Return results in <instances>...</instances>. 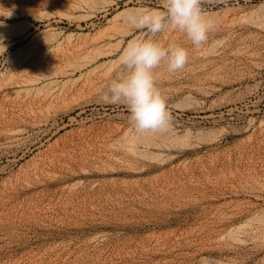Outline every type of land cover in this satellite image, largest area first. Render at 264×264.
Segmentation results:
<instances>
[{
    "label": "rangeland",
    "instance_id": "rangeland-1",
    "mask_svg": "<svg viewBox=\"0 0 264 264\" xmlns=\"http://www.w3.org/2000/svg\"><path fill=\"white\" fill-rule=\"evenodd\" d=\"M141 8L162 0H0V264H264V0H201L199 49L154 37L190 58L154 70L172 119L134 154L100 97Z\"/></svg>",
    "mask_w": 264,
    "mask_h": 264
},
{
    "label": "clouds",
    "instance_id": "clouds-1",
    "mask_svg": "<svg viewBox=\"0 0 264 264\" xmlns=\"http://www.w3.org/2000/svg\"><path fill=\"white\" fill-rule=\"evenodd\" d=\"M162 9H137L127 18L133 29L144 31L148 38L128 41L118 57L123 70L114 75L100 97L105 104H124L129 124L138 134L161 131L171 123L166 102L156 87L154 70L166 62L168 72L175 74L190 58L185 47L177 43L163 46L154 37L167 29L179 31L199 49L215 27L202 10L201 0H162ZM6 50L0 40V54Z\"/></svg>",
    "mask_w": 264,
    "mask_h": 264
},
{
    "label": "bare ground",
    "instance_id": "bare-ground-1",
    "mask_svg": "<svg viewBox=\"0 0 264 264\" xmlns=\"http://www.w3.org/2000/svg\"><path fill=\"white\" fill-rule=\"evenodd\" d=\"M259 24V23H258ZM263 27H264V25H263ZM114 36V35H113ZM121 45V42L119 43V45H118V48H119V46ZM51 50V49H50ZM35 51V50H34ZM110 52V51H109ZM42 56V55H41ZM96 58L98 57V55H94ZM93 56V57H94ZM93 57H92V60H93ZM94 57V58H95ZM90 58V57H89ZM88 58V59H89ZM115 126V125H114ZM116 127V126H115ZM120 127H121V125H120ZM118 128L119 127H117V131H119L118 130ZM114 130V129H113ZM127 132V131H126ZM159 132V131H158ZM154 132H147V133H144V134H140V135H137L136 133H133V134H130V131H128L127 133H126V136H127V140H128V142H129V148H130V151H132L134 154H143V149L139 146V143H142V147H145V148H149V147H152V146H159L160 145V143L159 142H156V140H154L155 138H157V136H159L160 137V139L161 138H164V135H163V132H159V133H155V134H153ZM145 134H149L148 135V137H146V138H143L144 137V135ZM127 140H125L126 142H127ZM146 150H144V152H145ZM150 152V151H149ZM150 154V156L151 155H153L152 154V151L149 153ZM0 155H4L3 153H1L0 152ZM144 155H145V153H144ZM146 156H148V152H147V154H146ZM9 192H8V190L7 191H3V192H0V199L2 198L3 199V197L4 196H6L7 194H8ZM1 199V200H2Z\"/></svg>",
    "mask_w": 264,
    "mask_h": 264
}]
</instances>
